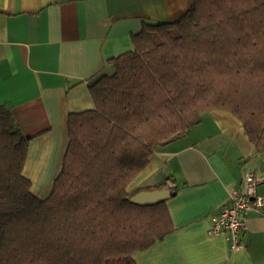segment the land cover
<instances>
[{
  "label": "trees",
  "instance_id": "obj_1",
  "mask_svg": "<svg viewBox=\"0 0 264 264\" xmlns=\"http://www.w3.org/2000/svg\"><path fill=\"white\" fill-rule=\"evenodd\" d=\"M133 44L89 85L95 106L68 113L46 197L23 172L32 136L0 104V264H137L175 228L167 199L139 205L127 187L210 109L234 113L264 151V0H191L174 21L145 22ZM164 186L176 194L173 178Z\"/></svg>",
  "mask_w": 264,
  "mask_h": 264
},
{
  "label": "crops",
  "instance_id": "obj_2",
  "mask_svg": "<svg viewBox=\"0 0 264 264\" xmlns=\"http://www.w3.org/2000/svg\"><path fill=\"white\" fill-rule=\"evenodd\" d=\"M190 6L191 0H0V104L32 136L23 170L32 190H51L67 148L68 113L95 106L89 85L115 72L110 59L134 48L145 22L174 21ZM250 166L263 177L264 198V151L256 152L243 122L221 108L158 146L127 189H157L173 178L178 189L166 204L175 229L137 252L136 263L264 264V206L249 209L242 249L208 234L212 214L242 187Z\"/></svg>",
  "mask_w": 264,
  "mask_h": 264
},
{
  "label": "built area",
  "instance_id": "obj_3",
  "mask_svg": "<svg viewBox=\"0 0 264 264\" xmlns=\"http://www.w3.org/2000/svg\"><path fill=\"white\" fill-rule=\"evenodd\" d=\"M262 180L263 177L252 166L248 167L244 172L242 187L232 190L228 203L211 216L208 234L225 235L230 241L231 250L244 247L240 233L246 228L249 209L264 206V198L258 193V184Z\"/></svg>",
  "mask_w": 264,
  "mask_h": 264
},
{
  "label": "water",
  "instance_id": "obj_4",
  "mask_svg": "<svg viewBox=\"0 0 264 264\" xmlns=\"http://www.w3.org/2000/svg\"><path fill=\"white\" fill-rule=\"evenodd\" d=\"M185 135V132L181 131L179 133L174 134L167 140L163 142V144L170 143L182 136ZM171 195V191L168 187H162L157 189H145L140 190L130 196V201L139 205H146V204H154L162 200H166Z\"/></svg>",
  "mask_w": 264,
  "mask_h": 264
},
{
  "label": "rangeland",
  "instance_id": "obj_5",
  "mask_svg": "<svg viewBox=\"0 0 264 264\" xmlns=\"http://www.w3.org/2000/svg\"><path fill=\"white\" fill-rule=\"evenodd\" d=\"M211 110V109H210ZM46 190L49 188V187H44ZM34 192L37 194V195H39L40 197H46V196H48V194L50 193V191L51 190H49V191H47V192H42V191H44V190H41L40 192H38V191H36L35 190V187H34Z\"/></svg>",
  "mask_w": 264,
  "mask_h": 264
},
{
  "label": "bare ground",
  "instance_id": "obj_6",
  "mask_svg": "<svg viewBox=\"0 0 264 264\" xmlns=\"http://www.w3.org/2000/svg\"><path fill=\"white\" fill-rule=\"evenodd\" d=\"M36 191H41V189H38L37 187L35 188Z\"/></svg>",
  "mask_w": 264,
  "mask_h": 264
}]
</instances>
